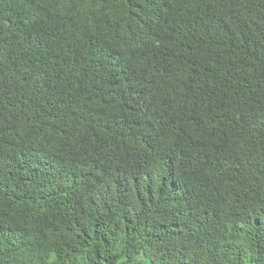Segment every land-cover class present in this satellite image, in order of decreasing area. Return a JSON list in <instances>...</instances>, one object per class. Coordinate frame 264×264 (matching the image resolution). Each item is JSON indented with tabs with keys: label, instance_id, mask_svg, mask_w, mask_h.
<instances>
[{
	"label": "trees",
	"instance_id": "1",
	"mask_svg": "<svg viewBox=\"0 0 264 264\" xmlns=\"http://www.w3.org/2000/svg\"><path fill=\"white\" fill-rule=\"evenodd\" d=\"M0 264H264V0H0Z\"/></svg>",
	"mask_w": 264,
	"mask_h": 264
}]
</instances>
